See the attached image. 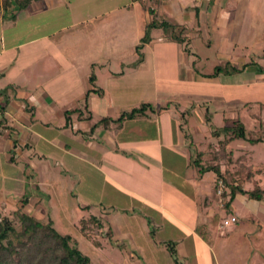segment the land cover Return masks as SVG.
<instances>
[{"label": "rangeland", "instance_id": "obj_1", "mask_svg": "<svg viewBox=\"0 0 264 264\" xmlns=\"http://www.w3.org/2000/svg\"><path fill=\"white\" fill-rule=\"evenodd\" d=\"M152 1L154 0H66L63 7L42 13L38 18H34L31 23H45L48 27L44 25L43 30L51 31L52 27L71 24V14L80 20L86 19V15L92 16L93 21L92 19L87 22L82 21L79 26L73 27L71 31L68 30L69 33L65 32L64 34L66 44L70 43L73 38L79 44L77 54L79 59L77 57V61L83 70L80 81L83 95L79 101L81 115L93 118L92 123L95 124L92 126L95 125L94 128L98 132L102 131L106 135L107 138L103 141L107 146L117 147V155L125 159L123 165L126 164L130 167V174L135 171L137 177L138 169L142 170V172L139 171L140 177L138 179L139 185L142 186V192L148 193L153 185L158 183L162 186L164 195L172 194L175 196V205L172 203L169 207V215L176 216L186 222L203 241V244L199 243L190 235L184 236L181 244H179V239H173L177 261L180 264H259L261 256L258 248L252 246L254 240L250 242L247 239L241 245L234 243L239 234L247 236L256 231L257 226L252 222H247L246 228L242 229L238 228L237 224L224 227L221 222L231 216L237 220V217L232 213H235L239 219H248L247 208H244L235 196L229 202L228 212L224 208V203L229 199L226 196L229 187L246 179L245 175L237 172L236 167L239 163L238 160H234L235 157L241 155L243 166H248V164L254 167L257 164L264 166V143L258 141L252 144L244 139H239L228 145V149L231 150L227 152L228 149H220L219 144L216 143L217 137L212 135V132L216 128L224 127L222 112L226 111V106L233 103L232 100L235 99V102L240 101L242 105L245 104L244 108L234 107V110L248 130L245 134L246 138L264 140V85H240L241 83H239L235 85L232 92L227 89L221 90L223 94L215 88L201 86L199 90L204 92L201 94L202 98H194L191 101V109H186L187 105L183 104L185 99L176 96L189 87L180 85L178 79H175L179 67L185 70L187 66L193 65L194 70L203 75H211L216 67H222V71L225 69L224 65L220 64L223 57L218 55V49L215 45L216 39L212 35L207 43L203 33L197 32V26L191 27L196 32L192 31L187 34L188 41L180 44L179 54L176 53V46L174 45L159 46L154 43L162 36L159 30H152L150 32V44L142 46L139 50L142 59H144V64L137 71L130 72L132 65L134 68L136 65L138 66L136 64L138 56L134 47L139 44V38L143 34L145 23H147V13L144 9L148 6L151 7ZM184 1L186 5L191 4L190 1ZM124 4H134L132 11L119 8ZM113 7L115 9L103 17L95 18L93 16L101 10L109 11ZM123 16H125L124 19H121L120 17ZM209 19L207 21H210ZM149 20L150 16H148ZM27 24L28 21L26 20L18 22V25L22 26ZM198 24L200 25V21ZM210 34L212 33L210 32ZM211 42L212 44H210ZM232 53L235 56L240 54L245 62L250 60L257 62L261 57V51L258 49L244 47L235 48ZM226 68L228 69L229 66L226 65ZM195 74L197 73L195 72ZM91 75L93 80L90 83ZM235 82L237 83L238 80ZM87 85H90L96 92L89 91ZM224 93L226 94L224 95ZM223 95L227 97V100L223 99ZM93 96H98L101 99V102L96 101L95 103L97 111L91 110L92 103H94L91 99ZM141 104H148L154 113L146 110L144 114L136 116L135 119L152 122L154 121L152 114L162 111L159 124H155L156 126L144 124L146 129L143 128L140 132H132L130 126L137 121H125L120 124L110 122V120H116L121 113L128 112L132 108H138ZM166 104L168 110L163 112V107ZM115 108L118 110L114 113ZM252 116L255 118L253 119ZM103 118L110 120L99 123ZM171 119L173 122H169ZM224 136L229 137L230 134L220 132L219 139ZM170 137L176 138L175 146L178 153L188 158L190 163L195 161L196 164L191 163L192 166L183 171L179 165L176 167L168 166V159L157 157V154L162 151L159 146L157 149L155 147L154 150L153 148H141L138 145L140 142H149L152 139L160 141ZM139 138L140 141H138ZM141 138H144V141ZM121 140L125 142L126 149L118 146L122 142ZM209 143L214 145L217 150L212 152L207 150ZM199 151L208 152H205L204 158H202L203 153ZM109 153L114 154V152ZM107 158L108 155L105 159ZM97 160L96 164L98 163ZM163 163L166 164L164 171L170 170L169 173L163 171ZM135 164L139 168L135 169ZM148 164L154 167L155 180H153V175L149 174L151 170H148ZM216 164L222 169L221 182L224 199L214 195L215 176L213 172L205 170V166ZM201 168L203 172L200 171ZM102 169L104 170V168ZM88 170L92 174L87 177L84 174H87ZM108 170V168L105 169V172L108 173ZM68 172L77 178L71 184L75 188L76 197L85 201L89 199L87 201L89 207L83 209L76 207L78 204L76 200L74 216L71 217L72 222L74 219H87L94 216L100 219L101 225L98 228L94 224H90L87 232L81 233L78 222L73 224L60 214L56 219L55 227L74 241L76 248L89 259V264H173L167 250L159 244L160 238L163 239L164 235L167 234V225L172 226L175 223L168 220L170 218L168 214L158 216L156 212H152L153 209H144L146 205L143 206L141 201L138 202L135 199L127 200L130 204L128 208L109 207L108 202L113 198L110 197L112 194H115L114 199H118V201H114L116 205L118 202H124L122 200L124 193L119 188L112 186L102 175L86 165H82L78 172L76 170L74 173ZM82 173L83 176H81ZM71 176L64 177V191L66 195L73 198L72 194L68 193L69 183H71L68 181ZM82 177L88 179L89 183L84 184L81 181ZM253 179L260 183L264 182V177L260 175L254 176ZM189 180H192L193 183L190 184ZM137 187L139 188V186ZM102 194H106L107 197L101 196ZM100 196L103 197L100 199L101 201L99 198L97 200V197ZM204 196H209L211 201L206 209L203 203ZM9 209L11 210L0 211V219L5 216L11 220L10 213L15 208L10 207ZM45 212L44 215L54 213L49 209H46ZM97 212L103 216L102 219ZM115 216L121 219L123 228L119 223H113ZM258 218L261 219V223H264V217ZM36 219L43 223L46 222L45 217H41L40 214L36 215ZM14 225L15 229L18 230L19 227L15 223ZM152 229L155 235L150 233ZM107 231L109 234L106 235ZM175 233L177 232L175 231ZM122 234L125 237H121ZM152 235L153 238H150ZM191 240H193L192 243H190ZM176 244L178 245L176 246ZM133 246L134 249H132Z\"/></svg>", "mask_w": 264, "mask_h": 264}, {"label": "crops", "instance_id": "obj_2", "mask_svg": "<svg viewBox=\"0 0 264 264\" xmlns=\"http://www.w3.org/2000/svg\"><path fill=\"white\" fill-rule=\"evenodd\" d=\"M187 1H190L191 4L186 5L184 0H157L153 7H156L158 16L172 18L183 29V42L188 41L187 34L192 31L196 32L191 28L192 26H197V32L203 33L207 43L213 35L216 39L215 45L218 49V55L223 57L220 64H223L225 69L222 71V67H220V71L216 76L208 78L206 77L208 75L199 74L194 70L193 65L191 67L187 66L185 70L179 67L175 79H178L180 85L189 87L176 96L185 99L183 101V104L187 105L185 108L191 109V101L194 98H202L201 94L204 92L202 93L199 90L201 86L215 88L217 91L227 89L232 92L235 85L239 83H241L240 85H264V0ZM65 4L66 0L31 2L24 10L18 12L11 10L14 15L13 19L7 18L0 11V211L11 210L10 207L17 209L21 206L20 201L24 199L23 209L25 213L34 218L37 214H40L41 217H45L46 221L50 220L52 222L54 220L52 225L58 232L59 230L55 227V224L60 214L73 224L78 222L79 220L76 219L72 222L73 211L76 207L78 209L88 208L89 203L87 201L89 199L85 201L76 197L75 188L71 184L77 178L68 174V171L74 173L76 170L78 172L82 165H86L124 193L123 198L121 197L124 202H118V205L114 202L118 199H114L115 194H112L110 197L113 198L108 202L109 207L128 208L130 207L128 201L135 199L138 202L141 201L143 206L146 205L144 209L150 210L149 208H151L154 210L152 212H156L158 216L161 214L169 215V207L172 203L175 205V196L172 194L164 195L162 186L154 181L155 184L148 193L142 192V186L138 183L139 171L142 172V170L135 164L134 168H139L138 176L136 177L135 171L130 174V167L126 164L123 165L125 159L117 155V147L107 146L103 141L106 140V135L102 131L98 132L96 128L91 129L92 124H95L92 123L93 118L81 115L79 101L83 95L80 82L83 70L78 64L79 61H77L79 44L75 42L73 37L72 41L66 44L64 34L65 32L69 33L73 27L79 26L82 21L87 22L90 19L93 21L92 16L86 15V19L80 20V18L71 14V24L52 27L51 31L43 30L44 25L48 27L45 23H31L34 18H38L42 13L54 11ZM132 7H134V4L119 6L120 9L126 11H132ZM114 9L113 7L109 11L101 10L93 16L95 18L103 17ZM124 17L120 18L124 19ZM146 18L148 22L147 14ZM208 18H210V21H207ZM22 20L28 21V24L26 26L18 25V22ZM199 21L200 25L198 24ZM88 29L90 30V27ZM154 43L159 46L174 45L176 46V53H180L181 43L166 42L162 38ZM238 47L258 49L261 51V57L257 62L253 60L245 62L240 54L235 56L232 53ZM143 64L144 59L135 68L132 65L130 72L137 71ZM226 65L229 66L228 69ZM235 80H238V82L236 83ZM87 88L92 89L90 85H87ZM226 98V96L223 97L227 100ZM91 99L94 102L91 110L97 111L95 103L96 101L101 102V99L98 96H93ZM232 101L233 103L225 105L227 107L226 111L222 110L224 127H233L238 122L245 129L244 140L264 143L261 138H246L245 134L248 130L234 110V107L244 108L245 104L242 105L240 101L235 102V99ZM163 109V112H166L168 105L166 104ZM116 110L118 109L113 110L114 113ZM152 115H154V121L152 122L136 120L135 118L126 121H137L130 126V129H132V132H140L143 128L146 129L144 124H151V126L159 124L162 111ZM252 118L254 119L255 116H252ZM169 122H173L172 119ZM136 124L139 125L135 126ZM217 129L219 128L214 129L212 135L217 137L216 143L219 144L220 149L227 150L231 142L239 140L234 139L228 143H219L228 137L224 136L225 138L219 139L220 132H217ZM141 139L144 141V138ZM162 140L157 141L156 139L154 141L152 139L151 142H140L138 145L141 148L146 147L148 149H154L155 147L157 149L158 146L162 148L157 157L168 159V166L173 165L176 167L179 165L183 171L192 166V162L190 163L188 158L180 155L176 150L175 144L177 141L175 137ZM138 141H140V138ZM121 143V146H118L126 149L125 142L122 141ZM208 145L207 150L209 149L211 152L217 150L214 145L210 143ZM229 150L231 149H228L227 152ZM109 152H114V154ZM199 152L203 153L201 157L204 158L205 152L208 151ZM107 155L108 158L105 159ZM97 156L99 157L96 158ZM96 160L98 161L97 164ZM234 160H238L239 163L236 167L237 172L245 175L246 178L240 182L242 190L252 191L254 188H258L263 191L262 199L259 201L250 200L239 194L234 195L249 212L247 220L239 219L235 213H232L237 217L236 224L239 226L238 228L245 229L247 222H252L257 226L256 231L249 233L247 236L239 234L234 243L241 245L247 239L250 242L254 240L252 246L258 248L261 256L259 264H264V223H261V219L258 218L260 216L264 217V182L260 183L253 179L254 176L258 175L264 177V166L260 164L255 165V167L249 164L243 166L241 155L236 156ZM163 165L164 171L166 164L163 163ZM144 166L147 167L146 164ZM148 166V170H151L149 174L153 175V180H155L154 167L151 164H148ZM107 168L109 169L108 173L105 172ZM219 170L222 172L220 167ZM164 172L169 173L170 170ZM91 174L88 170V173L84 175L88 177ZM67 175L71 176L68 181L71 182L69 183L68 193L70 192L73 198L66 195L64 191V177ZM72 175L75 176V174ZM81 176H83V173ZM87 180L84 177L81 178L84 184L89 183ZM189 183L192 184V180H189ZM101 196L107 197L106 194ZM101 196L97 197V200L99 198V201H101L100 199L103 198ZM76 200L78 201L77 206ZM210 202L209 196H204L205 209ZM46 209L54 213L44 215ZM97 214L101 219L103 218L100 213L97 212ZM97 214L94 215L97 216ZM165 215L164 217H166ZM169 217H167L168 220L175 223L171 226L167 222L169 224L167 225L168 229H166L167 234L164 235L163 239L160 238V241L179 239V244H181L182 238L190 235L203 244L200 236L186 222L173 215H169ZM113 223L122 225V221L118 216L114 217ZM121 227L120 229L123 228ZM116 230H118L117 227ZM121 237H125V235L122 234ZM192 242L193 240L190 241V243ZM132 249H134V246Z\"/></svg>", "mask_w": 264, "mask_h": 264}, {"label": "trees", "instance_id": "obj_3", "mask_svg": "<svg viewBox=\"0 0 264 264\" xmlns=\"http://www.w3.org/2000/svg\"><path fill=\"white\" fill-rule=\"evenodd\" d=\"M36 1L39 0H0V11L7 18L13 19L14 15L11 10L17 12L24 10L31 2ZM155 1L157 0L152 1L153 5L151 7L148 6L144 9L147 15L150 16V20L144 26L143 34L139 38V44L134 47V51L138 56L136 64L142 61V55L139 50L150 42V32L152 30H159L166 42L177 44L183 42V29L172 18L158 16L156 7H153L155 6ZM219 71L220 68L216 67L214 72L206 77L216 76ZM92 80L93 76L91 75L89 82L91 83ZM89 91L96 92L94 89ZM146 110L152 112V108L148 104H141L138 108H132L128 112L121 113L116 120L103 118L99 123L110 120V122L120 124L123 121L132 120L136 116L144 114ZM217 132L230 134L225 141H222L228 143L234 139H244L245 129L240 123L236 122L233 127L219 128ZM249 142L254 143L256 141L249 140ZM192 164H196L195 161H192ZM205 170L213 172L215 181L222 180L223 174L217 164L206 166ZM200 171L203 172V169L201 168ZM236 194L246 196L250 200L259 201L262 199L263 191L258 188H254L252 191H244L241 188V183L230 186L226 195L229 199L224 203V208L227 212L229 202ZM214 195L217 197L216 194ZM218 197L223 198V192ZM20 202L21 206L10 213L11 220L5 216L0 219V264H89V259L76 248L74 241L67 234L59 233L50 220L43 223L25 213L23 209L25 200L23 199ZM236 222L237 220L235 219L232 224H236ZM14 223L19 227L18 230L15 229ZM78 223L81 233L87 232L90 224H94L98 228L101 225L100 219L94 216L87 219L81 218ZM147 223L149 224V222ZM153 231L152 229L150 233L154 235ZM105 234H109L108 231ZM153 235L150 238H153ZM159 244L167 250L174 264H180L177 261L175 243L173 241H160Z\"/></svg>", "mask_w": 264, "mask_h": 264}, {"label": "built area", "instance_id": "obj_4", "mask_svg": "<svg viewBox=\"0 0 264 264\" xmlns=\"http://www.w3.org/2000/svg\"><path fill=\"white\" fill-rule=\"evenodd\" d=\"M0 132H1V129H0ZM222 192H223V185H222V182H221V180H217V181H216V186H215V194H216L217 196H219ZM235 219H236L235 217L231 216V217H229V218H227V219H224V220L221 222V225H222V226H228V225L234 223V222H235Z\"/></svg>", "mask_w": 264, "mask_h": 264}]
</instances>
